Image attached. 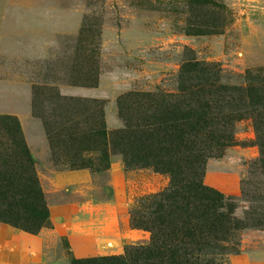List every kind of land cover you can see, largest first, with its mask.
<instances>
[{
	"label": "rangeland",
	"instance_id": "374dc122",
	"mask_svg": "<svg viewBox=\"0 0 264 264\" xmlns=\"http://www.w3.org/2000/svg\"><path fill=\"white\" fill-rule=\"evenodd\" d=\"M186 61L207 69L205 91L215 79L243 88L247 74L264 77V0H0V118L17 121L34 160L50 214L42 230L67 222L76 206L74 223L86 230L44 238L49 264L124 256L149 242L130 220L147 212L146 199L169 178L126 169L109 145L103 159L101 131L123 128L126 95L131 103L135 94L178 100ZM257 113L235 123L234 145L204 168L203 184L233 199L241 220L264 217V112ZM4 123L0 172L10 165L2 155L13 151ZM79 172L86 177L77 183L56 181ZM6 227L0 223V239ZM225 246L215 264H264V227L240 230Z\"/></svg>",
	"mask_w": 264,
	"mask_h": 264
},
{
	"label": "trees",
	"instance_id": "16d2710c",
	"mask_svg": "<svg viewBox=\"0 0 264 264\" xmlns=\"http://www.w3.org/2000/svg\"><path fill=\"white\" fill-rule=\"evenodd\" d=\"M206 70L195 61L182 65L176 101L154 100L152 94H135L134 103L130 95L121 98L123 128L111 135L101 131V157L107 160L104 146L109 145L126 169H152L166 175L169 185L146 199L142 217L130 220L132 228L150 234L145 246L130 247L124 256L73 259L70 264H215L234 233L264 227V217L237 218L233 199L203 184L206 162L234 145L235 123L247 112H264V77L247 74L243 88H222L215 79L205 91L199 87L209 82ZM0 120L9 127L6 139L13 148L2 155L10 165L0 172V223L35 236L49 225L50 214L34 160L17 121ZM260 123L253 119L257 132Z\"/></svg>",
	"mask_w": 264,
	"mask_h": 264
},
{
	"label": "crops",
	"instance_id": "0c3cea01",
	"mask_svg": "<svg viewBox=\"0 0 264 264\" xmlns=\"http://www.w3.org/2000/svg\"><path fill=\"white\" fill-rule=\"evenodd\" d=\"M86 177L85 173H70L64 175H58L56 177L57 183L60 186L65 184L77 183L80 179ZM80 183V182H79ZM79 207V206H78ZM73 208V207H72ZM78 211V213H76ZM80 211L76 206V211H72L69 214V220L64 221L61 225L54 226L53 230H42L37 236H32L24 232L6 227L2 230L5 235L3 239H0V264H49L47 248L48 241L46 239H56L62 236L81 234L86 232L83 225L75 224L78 222ZM98 238V232L96 231L92 235V239Z\"/></svg>",
	"mask_w": 264,
	"mask_h": 264
}]
</instances>
